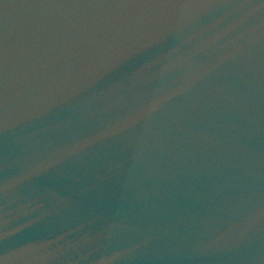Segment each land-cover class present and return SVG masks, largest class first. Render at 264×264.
Instances as JSON below:
<instances>
[{"label":"water","instance_id":"95a60500","mask_svg":"<svg viewBox=\"0 0 264 264\" xmlns=\"http://www.w3.org/2000/svg\"><path fill=\"white\" fill-rule=\"evenodd\" d=\"M0 264H264V0H0Z\"/></svg>","mask_w":264,"mask_h":264}]
</instances>
